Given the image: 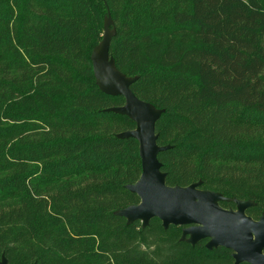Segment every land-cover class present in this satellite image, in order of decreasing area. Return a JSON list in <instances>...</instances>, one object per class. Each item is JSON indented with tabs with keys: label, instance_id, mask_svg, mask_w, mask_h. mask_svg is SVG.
Listing matches in <instances>:
<instances>
[{
	"label": "trees",
	"instance_id": "16d2710c",
	"mask_svg": "<svg viewBox=\"0 0 264 264\" xmlns=\"http://www.w3.org/2000/svg\"><path fill=\"white\" fill-rule=\"evenodd\" d=\"M110 14L116 69L163 113L169 187L251 202L264 216V0H0V260L233 264L183 228L116 213L140 199L139 143L91 60Z\"/></svg>",
	"mask_w": 264,
	"mask_h": 264
},
{
	"label": "water",
	"instance_id": "95a60500",
	"mask_svg": "<svg viewBox=\"0 0 264 264\" xmlns=\"http://www.w3.org/2000/svg\"><path fill=\"white\" fill-rule=\"evenodd\" d=\"M110 14L105 19L102 41L94 49L91 60L97 85L111 97H123L125 104L112 111L130 117L136 128L119 135L139 143L141 176L126 188L140 199L139 204L118 211L128 223L139 221L143 228L158 219L164 229H183L182 239L192 246L204 240L208 250L224 248L233 252L234 264H264V216L254 221L246 215L251 202L235 201L237 211L224 210L219 202L227 201L221 194L199 189L200 183L188 187H169L158 155L169 146L157 144L156 124L163 111L140 100L131 90L135 78L120 73L110 56L115 29ZM0 264H8L6 258Z\"/></svg>",
	"mask_w": 264,
	"mask_h": 264
},
{
	"label": "flooded vegetation",
	"instance_id": "af4514ba",
	"mask_svg": "<svg viewBox=\"0 0 264 264\" xmlns=\"http://www.w3.org/2000/svg\"><path fill=\"white\" fill-rule=\"evenodd\" d=\"M220 205V204H219ZM221 207V206H220ZM222 208V207H221ZM224 209V208H223ZM224 210H232V211H237V205H236V207L234 206V207H228L227 209H224ZM247 210L248 209H246V215H247ZM248 216V215H247ZM248 217H250V216H248ZM251 219H253L252 217H250ZM260 219H261V217L259 218V219H253L254 221H260ZM184 229V228H183ZM209 242V240H204V241H202V243H204L205 244V247H206V245H207V243ZM201 243V242H200ZM218 249V248H217ZM219 249H223V250H226V249H224V248H219ZM226 251H229V250H226ZM229 252H231V255H232V259H233V264L235 263V260H234V258H233V252L232 251H229ZM242 264H246V263H242Z\"/></svg>",
	"mask_w": 264,
	"mask_h": 264
}]
</instances>
